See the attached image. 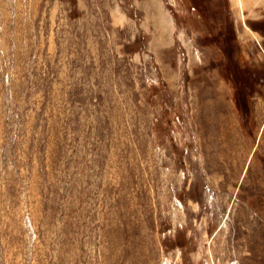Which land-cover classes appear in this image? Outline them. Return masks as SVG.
Here are the masks:
<instances>
[{
	"label": "rangeland",
	"instance_id": "rangeland-1",
	"mask_svg": "<svg viewBox=\"0 0 264 264\" xmlns=\"http://www.w3.org/2000/svg\"><path fill=\"white\" fill-rule=\"evenodd\" d=\"M239 25L0 0V264H264V22Z\"/></svg>",
	"mask_w": 264,
	"mask_h": 264
},
{
	"label": "crops",
	"instance_id": "crops-1",
	"mask_svg": "<svg viewBox=\"0 0 264 264\" xmlns=\"http://www.w3.org/2000/svg\"><path fill=\"white\" fill-rule=\"evenodd\" d=\"M227 2L236 24L242 21L245 25V29L239 25L243 38L246 36L245 30L250 33L259 31L257 26L264 22V0H227ZM153 19L157 21L155 15Z\"/></svg>",
	"mask_w": 264,
	"mask_h": 264
}]
</instances>
